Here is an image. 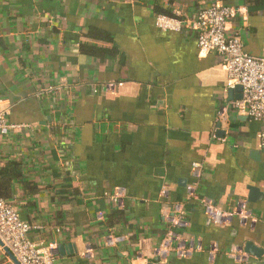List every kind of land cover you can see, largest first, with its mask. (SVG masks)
<instances>
[{"label": "crops", "instance_id": "1", "mask_svg": "<svg viewBox=\"0 0 264 264\" xmlns=\"http://www.w3.org/2000/svg\"><path fill=\"white\" fill-rule=\"evenodd\" d=\"M213 1L236 10L227 31L244 52L264 56V0H0L1 108L25 125L2 139L0 164H17L8 201L54 264H152L175 204L186 226L174 231L203 251L169 264H264L260 122L233 109L241 93L220 55L155 26L157 13L190 16ZM192 187L222 210L245 201L254 224L213 226L188 200ZM247 242L260 254H224ZM4 248L0 264H14Z\"/></svg>", "mask_w": 264, "mask_h": 264}, {"label": "built area", "instance_id": "2", "mask_svg": "<svg viewBox=\"0 0 264 264\" xmlns=\"http://www.w3.org/2000/svg\"><path fill=\"white\" fill-rule=\"evenodd\" d=\"M236 15V10L218 1L200 7L190 16L157 14L155 26L162 31L189 32L197 41L198 50L202 53H216L228 74L230 87H241V98L232 107L238 113L260 122L259 141L264 149V56H252L244 52L243 43L238 33L228 34L227 24ZM0 99V143L9 132H16L24 124L13 123L8 119V111L1 108ZM226 114V108L219 110V118ZM200 166L192 165V175L200 178ZM193 190V191H192ZM164 194V192H163ZM124 194L120 190L113 192L111 203L116 209L122 208ZM196 201L203 209L205 217L215 227H227L233 219L240 226H252L255 222L252 213L243 200H239L228 210L218 208L210 199L190 188L188 200ZM168 209V208H166ZM171 216L165 215L170 223L156 249V259L152 264H169L170 254L175 259H190L203 251L201 242L194 237L176 233L174 227L186 226L183 205L170 207ZM32 227L21 220L16 210L0 199V242L9 250L19 264H54V248H40L28 238ZM118 239L107 240L113 244ZM209 259L217 253V245L210 244L207 249ZM236 263L248 260L249 256L241 248L231 246L224 252Z\"/></svg>", "mask_w": 264, "mask_h": 264}, {"label": "trees", "instance_id": "3", "mask_svg": "<svg viewBox=\"0 0 264 264\" xmlns=\"http://www.w3.org/2000/svg\"><path fill=\"white\" fill-rule=\"evenodd\" d=\"M99 2H107L110 0H98ZM160 12V11H159ZM157 13V12H156ZM157 14H165V13H157ZM166 15V14H165ZM84 49V53L92 56H105L107 57L112 56V53L105 51L104 49L92 47ZM21 177L20 171L17 169V164L15 163H4L3 165L0 164V199L4 200L8 204V201L11 197V184ZM11 205V204H10Z\"/></svg>", "mask_w": 264, "mask_h": 264}, {"label": "water", "instance_id": "4", "mask_svg": "<svg viewBox=\"0 0 264 264\" xmlns=\"http://www.w3.org/2000/svg\"><path fill=\"white\" fill-rule=\"evenodd\" d=\"M235 91H240L241 93V87L240 86H236L234 88ZM230 92H232L230 90ZM241 98V96H240ZM217 128L219 129L220 128V125H217ZM220 131V130H219ZM223 134V132H222ZM5 252L7 253V255L10 257L11 261L14 263V264H19L17 262V260L14 258V256L9 252V250L7 248H4ZM61 250V248H60ZM244 252H246L247 254H252V255H259L260 254V249H258L257 247H255L252 243L250 242H247L245 245H244V248H243Z\"/></svg>", "mask_w": 264, "mask_h": 264}]
</instances>
